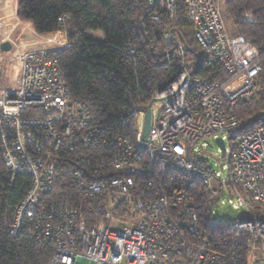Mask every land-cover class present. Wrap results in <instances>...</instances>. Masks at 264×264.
I'll use <instances>...</instances> for the list:
<instances>
[{"label":"built area","instance_id":"1","mask_svg":"<svg viewBox=\"0 0 264 264\" xmlns=\"http://www.w3.org/2000/svg\"><path fill=\"white\" fill-rule=\"evenodd\" d=\"M183 2L206 57L197 68L213 64L226 78L200 75L181 50L177 75L163 82L146 110L132 114L133 143L119 138L102 152L106 140L91 123L88 105L72 98L55 58L67 44L5 56L21 65L7 85L0 65V145L10 179L19 178L23 192L9 230L29 228L32 238L52 242L51 264H238V238L209 233L202 240L193 193L184 190L179 202L171 201L163 183L170 172L192 191L203 188L210 200L233 197L247 210L233 232L246 234L250 254L264 258V219L254 215L264 210V128L243 132L235 112L258 88L264 52L228 30L220 0ZM163 6L175 13L174 0ZM216 133L237 143L227 177L192 155L193 146Z\"/></svg>","mask_w":264,"mask_h":264},{"label":"trees","instance_id":"2","mask_svg":"<svg viewBox=\"0 0 264 264\" xmlns=\"http://www.w3.org/2000/svg\"><path fill=\"white\" fill-rule=\"evenodd\" d=\"M174 4L175 13L171 15L162 11L165 0H157L154 5L152 0L17 1V20L30 22L39 36L55 34L69 26L67 46L55 58L72 98L88 105L91 123L100 129V139L106 140L105 145L101 143L102 152L108 150V144L117 145L119 138L133 143L136 118L132 114L146 110L163 82L177 75L181 50L187 61L195 62L196 68L200 61L206 60L183 0H174ZM222 11L226 23L232 24V33L247 37L264 52V0H226ZM247 14L252 15L251 21L245 19ZM89 29L103 30L105 41L86 37ZM166 34L170 42L166 41ZM261 62L255 94L236 106L243 132L264 128V57ZM6 66L1 74L3 85L15 77L14 70ZM200 67L196 72L204 77L219 81L226 78L221 67L212 64L207 71ZM233 151L236 156V142ZM163 183L172 202H179L184 190L194 194L190 200L199 217L203 241L209 240V233L228 235L231 242L238 238V264H257L258 257L250 254L246 234L232 230L236 220L221 225L211 219L212 199L203 188L192 191L184 184L183 176L171 172ZM22 195V181L19 178L11 181L0 145V264H51L52 242L32 238L29 228L18 234L9 230ZM254 215L264 219V210L256 208Z\"/></svg>","mask_w":264,"mask_h":264},{"label":"rangeland","instance_id":"3","mask_svg":"<svg viewBox=\"0 0 264 264\" xmlns=\"http://www.w3.org/2000/svg\"><path fill=\"white\" fill-rule=\"evenodd\" d=\"M221 2V9L225 10L226 7V0H220ZM30 24V22H25ZM227 28L229 31H231L232 24L230 22L226 23ZM69 26H66L61 31L58 32L57 42L68 40V30ZM25 33H27V36L29 35V30L27 28L24 29ZM85 36L91 39H94L98 42L103 43L105 41V33L103 30L100 29H89L85 32ZM60 44H64L61 42ZM1 56L0 54V65L3 68L6 66H10L14 70V74H19L20 72V62L17 59L14 58H5ZM8 77V74L3 76V82L6 81ZM217 137H223L226 144V149L222 150L219 145L216 142ZM235 142L232 141L228 135L226 134H220L216 133L209 138H204L199 141L195 146L192 147V155L195 157H198L202 160L207 161L216 171V174L221 177H227L230 170V163L232 159L234 158L235 154L233 151V144ZM224 166V169H222V165ZM262 209V208H261ZM247 213V210L245 209H239L234 204V198L229 197L227 193H224L223 195H216L215 199L212 200L211 209H210V215L211 219L214 222L220 223L221 225H227L230 222H233L239 218H241L242 215H245ZM258 258H256V257ZM252 257L257 259V264H264V258H261L258 254L254 253ZM82 264H95L94 261L91 260H83Z\"/></svg>","mask_w":264,"mask_h":264},{"label":"crops","instance_id":"4","mask_svg":"<svg viewBox=\"0 0 264 264\" xmlns=\"http://www.w3.org/2000/svg\"><path fill=\"white\" fill-rule=\"evenodd\" d=\"M17 1L18 0H0V54L5 57L20 50L37 49L51 45L67 44L68 41L57 42L58 33L47 36H39L33 30L30 24L17 20ZM29 30V35L23 32ZM8 40L12 48L9 51L1 50V44ZM2 57V58H3ZM19 74H15L9 83H13Z\"/></svg>","mask_w":264,"mask_h":264},{"label":"water","instance_id":"5","mask_svg":"<svg viewBox=\"0 0 264 264\" xmlns=\"http://www.w3.org/2000/svg\"><path fill=\"white\" fill-rule=\"evenodd\" d=\"M157 0H152V5L155 4ZM12 48L11 42L8 40H5L2 44H1V50L3 51H9ZM151 109L149 108L147 111V118H146V124H145V129H144V136H147L150 130V126H151V120H152V114H151ZM216 142L219 145V147L222 150L226 149V144H225V140L223 137H217L216 138Z\"/></svg>","mask_w":264,"mask_h":264}]
</instances>
